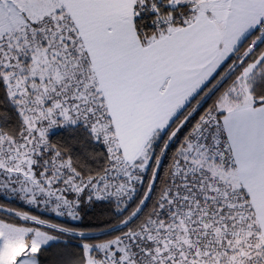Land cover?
I'll list each match as a JSON object with an SVG mask.
<instances>
[{
    "label": "snow or ice",
    "instance_id": "1",
    "mask_svg": "<svg viewBox=\"0 0 264 264\" xmlns=\"http://www.w3.org/2000/svg\"><path fill=\"white\" fill-rule=\"evenodd\" d=\"M0 93V191L77 219L143 187L67 264H264V0H0ZM68 124L101 167L49 138ZM0 210L25 221L0 217V264L89 231Z\"/></svg>",
    "mask_w": 264,
    "mask_h": 264
},
{
    "label": "trees",
    "instance_id": "2",
    "mask_svg": "<svg viewBox=\"0 0 264 264\" xmlns=\"http://www.w3.org/2000/svg\"><path fill=\"white\" fill-rule=\"evenodd\" d=\"M0 99H3L0 93ZM211 103V101H208ZM207 105H205L206 107ZM3 109L11 114V118L5 121L6 125L15 123V111L10 104L5 102L0 104ZM198 118V117H197ZM186 131V130H185ZM49 138L53 141H59L63 146L70 149L74 157L80 158L92 168H99L103 164L102 157L93 158L90 153L104 151V146L96 143L89 138L87 129L82 124L64 125L53 132L49 133ZM182 139L181 135L177 137V144ZM175 147V145L173 146ZM143 187L137 189V194L129 201L125 209H117L114 198L94 200L88 202L83 197L79 207L80 216L77 219L67 215L58 217L50 212H41L39 207H31L25 204L18 196L7 198L0 194V204L5 205L8 209H21L34 215L51 220L57 224L67 225L69 227L88 229L83 236L77 233L56 232L55 229H48L53 232L59 239L51 241L45 245L40 254V264H67L69 257H76L81 252V241L83 240H101L119 234L125 227L130 225H121L120 221L125 215L135 207ZM147 211V208L144 209ZM0 217L7 218L10 221L24 223L25 221L14 215L12 212L0 210Z\"/></svg>",
    "mask_w": 264,
    "mask_h": 264
},
{
    "label": "rangeland",
    "instance_id": "3",
    "mask_svg": "<svg viewBox=\"0 0 264 264\" xmlns=\"http://www.w3.org/2000/svg\"><path fill=\"white\" fill-rule=\"evenodd\" d=\"M62 126H64V125H57V126L53 127L52 129H50L49 133L55 131L56 129H58V128L62 127ZM0 194H2L3 196H5V197H7V198H13V197L18 196V197H19V198H20L25 204H27L28 206H31V207H39L41 212L46 211V212H48V213L50 212V213L53 214L54 216L61 217V216L57 215L54 211H52L51 208L48 207V206L34 205V204H31V203L27 202L26 200H24V199L22 198L21 194L18 193V192H16V193H12V192H9V191H0ZM4 211H7L8 213L11 212V211H9V210H4ZM63 216H64V215H63ZM50 242H51V241H50ZM50 242H49V243H50ZM49 243H48V244H49ZM46 245H47V244H46Z\"/></svg>",
    "mask_w": 264,
    "mask_h": 264
}]
</instances>
